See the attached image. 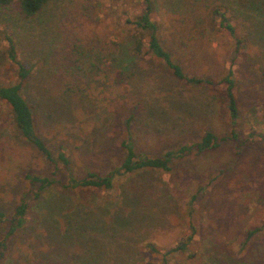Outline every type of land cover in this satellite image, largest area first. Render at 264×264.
I'll use <instances>...</instances> for the list:
<instances>
[{"label":"rangeland","instance_id":"1","mask_svg":"<svg viewBox=\"0 0 264 264\" xmlns=\"http://www.w3.org/2000/svg\"><path fill=\"white\" fill-rule=\"evenodd\" d=\"M151 2L164 45L206 85L174 78L146 52L147 34L143 55L122 76L112 67L100 75L99 55L132 35L127 21L142 14L145 0H50L29 18L16 2L0 8V83L16 80L7 57L10 37L33 67L23 95L33 107L36 134L70 161L58 170L65 184L69 175H104L121 162L123 122L133 107L132 142L139 154L162 155L199 141L206 131L216 135L217 146L173 160L168 171L118 176L110 189L42 191L24 227L8 237L1 264H163V252L148 244L165 251L179 242L186 245L166 264H264V0ZM220 2L229 7L235 35L210 20ZM225 75L236 100L233 123L226 85L218 83ZM15 134L10 106L0 100L5 219L30 189L24 174L52 172ZM74 212L94 223L88 232H67ZM6 230L0 223V239Z\"/></svg>","mask_w":264,"mask_h":264},{"label":"trees","instance_id":"2","mask_svg":"<svg viewBox=\"0 0 264 264\" xmlns=\"http://www.w3.org/2000/svg\"><path fill=\"white\" fill-rule=\"evenodd\" d=\"M49 1L50 0H0V8L7 7L13 2H16L20 14L25 18H29L35 16ZM152 9L151 0H145V9L142 14L134 20L129 19L127 21L132 25V30L134 31L132 35L127 37L128 39H124L125 42L118 41L116 47L109 50V55H104L105 51H103L104 54L101 53L99 55L100 61L97 62L96 68L100 75H107V70L112 67L118 75L122 76L125 69L128 67V63L133 59L138 58V56L140 58V55H143V43L141 38L144 34H147L146 52L150 56H154L160 60L167 68H169L174 78L185 81L187 84L203 85L207 83L208 80L205 77L186 73L181 64L173 58L171 51L166 48L158 34L159 24L153 20L150 15ZM210 20L212 23L217 24L219 28L226 30L229 34L235 35V26L230 21L229 7L224 3L220 2L211 9ZM6 40L8 43L7 57L15 66L16 80L6 85L0 83V100H3L10 106L12 120L16 131L15 135L20 139L22 138L31 143L40 153L42 161L47 162L52 166V172L45 175L33 174L30 173V171L26 172L24 178L29 183L30 189L21 195L19 202L14 206L9 218L5 219V213L0 211V223L5 222L7 229L5 236L0 239V264L8 250V237L14 235L24 227L28 211L31 207L30 204L32 202H40L42 191L54 186H60L67 189L79 187H103L105 189H110L113 187L114 180L118 176L145 169L168 171L171 169V163L173 160L180 159L191 153H203L217 146L218 142L216 135L213 132L206 131L199 141L193 142L189 145H182L177 149L167 150L162 155L148 157L147 155L139 154L135 151L132 142L133 124L131 125V123L132 120L133 122L135 121L134 115L137 109V107H133L132 111L123 122L126 136L120 140L119 144L122 151L121 162L118 165L114 164L107 174L100 175L98 172L91 171L83 177L69 175L67 183H62L60 176L58 175V170L60 169V165L67 168L70 161L63 150L53 153L41 137L36 134L33 107L23 95L24 84L27 82L33 67L22 60L14 41L10 37H6ZM112 62H114V64H112ZM218 83H225L226 85L225 88L228 91L230 100V119L233 123V119L236 117L237 108L236 100L232 91V81L229 79V75H225L218 81ZM59 210L62 211L65 210V208L63 209L61 206ZM68 225L71 229H69V227L67 232L74 230V232L77 233H84L88 232V229L90 230L94 223L84 213L80 215V213L76 214V212H74L72 215H69ZM91 232L93 231L91 230ZM148 245L154 252H163V264H166L168 256L175 253H181V250L186 243L179 242L165 251H160L153 244L149 243Z\"/></svg>","mask_w":264,"mask_h":264}]
</instances>
